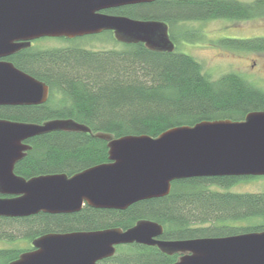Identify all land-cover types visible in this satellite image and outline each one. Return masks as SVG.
<instances>
[{
	"label": "trees",
	"instance_id": "trees-1",
	"mask_svg": "<svg viewBox=\"0 0 264 264\" xmlns=\"http://www.w3.org/2000/svg\"><path fill=\"white\" fill-rule=\"evenodd\" d=\"M106 12L165 21L175 50H154L143 42H119L112 31H107L122 45L120 48L93 50L74 44L26 48L10 56L18 68L45 82L50 92L44 103L0 105V118L35 123L72 119L91 128V132L57 130L29 139L31 148L16 164L17 175L26 179L58 173L71 176L108 162V140L98 133L157 137L173 127L243 120L252 111L264 110L262 87L234 71L214 78L202 62L180 50V43L201 36V31L188 23L264 17V0H155ZM222 43L264 53V36L226 37ZM246 177L251 176L174 180L169 194L138 201L126 209L86 204L72 213L0 216V241L16 243L0 247V264L18 259L33 248L34 239L48 233L125 230L146 219L162 224L163 237L169 240L263 231L264 192L222 189ZM23 240L29 245L17 246ZM178 255L169 256L159 246L134 243L119 246L99 264H169L178 260Z\"/></svg>",
	"mask_w": 264,
	"mask_h": 264
},
{
	"label": "water",
	"instance_id": "water-1",
	"mask_svg": "<svg viewBox=\"0 0 264 264\" xmlns=\"http://www.w3.org/2000/svg\"><path fill=\"white\" fill-rule=\"evenodd\" d=\"M155 0H0V58L41 37L75 38L113 31L119 42L154 50L176 48L169 26L106 10ZM49 86L0 60V105H31L48 100ZM55 130L88 131L72 119L44 123L0 118V216L24 217L39 212L72 213L85 203L96 208L126 209L145 199L170 193L172 182L203 176L264 175V110L243 120L221 119L182 125L157 137L108 133L109 162L72 176L64 173L26 179L15 164L31 147L24 141ZM163 225L141 220L128 229L48 233L37 237L34 250L10 264H98L120 244L157 245L182 252L171 264H264V230L230 236L161 240Z\"/></svg>",
	"mask_w": 264,
	"mask_h": 264
},
{
	"label": "rangeland",
	"instance_id": "rangeland-1",
	"mask_svg": "<svg viewBox=\"0 0 264 264\" xmlns=\"http://www.w3.org/2000/svg\"><path fill=\"white\" fill-rule=\"evenodd\" d=\"M253 1V0H244ZM189 27L200 32V39L180 43V50L194 56L202 62L204 70L216 78L230 71L245 75L248 79L264 89V53L235 48L233 45L222 43L223 38H252L264 36V17L250 20L210 19L188 23ZM107 31L95 36L82 37L68 41L61 38H46L36 42L43 47H65L79 44L93 50L120 48L122 45L112 39ZM253 61L256 62L253 66ZM255 72V75L252 73ZM257 73L260 74L257 75ZM233 192H264V175L246 177L229 188ZM0 241V247L12 246ZM26 240L17 246L27 247Z\"/></svg>",
	"mask_w": 264,
	"mask_h": 264
},
{
	"label": "flooded vegetation",
	"instance_id": "flooded-vegetation-1",
	"mask_svg": "<svg viewBox=\"0 0 264 264\" xmlns=\"http://www.w3.org/2000/svg\"><path fill=\"white\" fill-rule=\"evenodd\" d=\"M113 32V31H112ZM114 34V33H113ZM92 35H97V34H91V35H84V36H79L80 38H82V37H87V36H92ZM79 37H75V38H70V39H78ZM44 38H47V37H41V38H37V39H34V40H32V42H31V45L30 46H28V47H24V48H22V49H20V50H18V51H16L15 53H13V54H11V55H9V56H6V57H1L0 58V60H7V61H11L9 58H10V56H12V55H18L19 54V52H21V51H23L24 49H26V48H37V47H43V46H38L37 44H36V42L37 41H39V40H43ZM260 53H262V52H260ZM11 62H13V61H11ZM14 63V62H13ZM253 66H255V64H256V62L255 61H253ZM15 65V64H14ZM16 66V65H15ZM253 75H255V72L254 73H252ZM257 75H259L260 76V74L259 73H257ZM91 129V128H90ZM55 131H57V130H55ZM66 131H70V130H66ZM50 132H52V131H50ZM88 132V131H87ZM91 132V131H90ZM41 135V134H40ZM37 136H39V135H37ZM36 137V136H35ZM33 138V137H32ZM31 139V138H30ZM29 140V139H28ZM28 140H26V141H24L25 142V144H28V145H30L31 146V144L29 143V141ZM31 148V147H30ZM30 148L28 149V150H30ZM28 150L26 151V153L28 152ZM26 153H25V155H24V157L26 156ZM23 157V158H24ZM22 158V159H23ZM22 159H20V160H18L17 162H16V164L19 162V161H21ZM109 161H110V159H109ZM108 161V162H109ZM16 164H15V166H16ZM14 172H15V167H14ZM65 174V173H64ZM45 175V174H44ZM47 175V174H46ZM68 175V174H67ZM40 176V175H39ZM69 176V175H68ZM72 176V175H71ZM36 177V176H35ZM1 196V195H0ZM87 203H85L84 204V206L86 205ZM89 205V204H88ZM83 206V207H84ZM91 206V205H90ZM82 207V208H83ZM159 239H161V240H169V239H167V238H164L163 237V233L158 237ZM33 242V241H32ZM134 243H137V242H134ZM134 243H129V244H134ZM137 244H142V243H137ZM31 245L33 246V244L31 243ZM121 245H127V244H120V245H118L117 247H116V251H117V249H118V247L119 246H121ZM143 245H147V244H143ZM153 246H157V245H153ZM35 249V247L33 246V248H30L28 251H30V250H34ZM167 253V252H166ZM169 256H173V255H175V254H179L178 255V258H180L182 255H183V253L182 252H174V253H167ZM108 258V257H107ZM177 258V259H178ZM104 259H106V258H104ZM104 259H102V260H104ZM102 260H100L99 262H98V264L102 261ZM177 260H174L172 263H174V262H176ZM169 264H171V263H169Z\"/></svg>",
	"mask_w": 264,
	"mask_h": 264
}]
</instances>
